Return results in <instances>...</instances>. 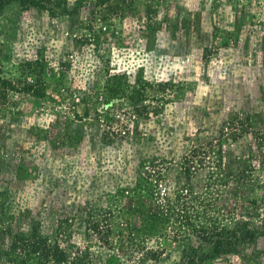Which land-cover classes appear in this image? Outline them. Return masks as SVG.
<instances>
[{
  "label": "rangeland",
  "instance_id": "1",
  "mask_svg": "<svg viewBox=\"0 0 264 264\" xmlns=\"http://www.w3.org/2000/svg\"><path fill=\"white\" fill-rule=\"evenodd\" d=\"M78 1L0 14L5 66L27 54L45 81L0 123V264L31 225L64 252L45 264H178L209 247L179 223L191 211L254 234L202 264H263L264 0ZM236 107L251 115L232 136Z\"/></svg>",
  "mask_w": 264,
  "mask_h": 264
},
{
  "label": "trees",
  "instance_id": "2",
  "mask_svg": "<svg viewBox=\"0 0 264 264\" xmlns=\"http://www.w3.org/2000/svg\"><path fill=\"white\" fill-rule=\"evenodd\" d=\"M84 0H79L77 5L83 3ZM96 1H105V0H96ZM68 0H0V14L8 7L17 6L19 11H25L28 9H38L45 10L50 14L57 12H64L67 9ZM6 49L4 44L0 43V123L7 122L9 124L11 117L9 118V113L13 111L12 106V94L23 95L28 94L32 97H41L45 92V81L43 78V63L39 59H31V57L25 53L23 57L16 56L13 58V66L20 70L18 74L14 72L9 67L5 66V61L7 56L5 54ZM17 70V69H16ZM32 75L33 77H30ZM261 93V92H260ZM263 105V104H261ZM247 107V106H246ZM238 108V107H236ZM15 109V108H14ZM247 108L241 110L237 109L235 115H228L229 113H222L221 116L222 122L220 123L222 127H231L232 136H237L243 132L246 118L250 120L251 113L246 110ZM235 110V109H234ZM230 112H234L231 110ZM230 116V117H229ZM242 116V117H238ZM224 117V118H223ZM232 119V120H230ZM250 124V123H249ZM252 125H249V127ZM238 127H242L238 128ZM70 137V136H69ZM67 139H69L67 137ZM232 141L234 138L231 139ZM222 145V144H221ZM190 153L204 154V151H199L195 147L190 150ZM191 155V154H189ZM223 158H218L220 161ZM187 162L189 158L185 159ZM18 168L15 167L13 170L12 179L17 186L24 185L30 181L27 176L22 175L18 172ZM47 200V199H45ZM196 212L191 211L180 216L184 217L179 223L182 226L190 225L194 236L199 239L209 243L208 251H204L198 246L188 243L182 249V259L178 264H202L211 254L220 255L222 253H238L239 252V243L243 242L246 238H253L254 234H249V229H247L248 223L246 221H236L233 225L229 227L220 226V223L211 219L209 224L204 226L201 223L197 225L192 224V220L196 217ZM196 220V218L194 219ZM38 223V221H36ZM40 230V229H39ZM38 227L31 225L30 227H23L18 231V234L14 236V239L10 245V251H12L13 259L10 260L11 264H25L26 256L30 252H38L39 260L38 264H45L44 259H46L50 254L54 256L56 261H62L64 257L63 250L59 249L58 246H55V250L48 248L46 238L39 235ZM183 239L188 240L187 236H182V233H176ZM259 236L257 239L258 248L260 251L259 257L264 262V233ZM30 237H35L33 242L28 241ZM41 239V241H38ZM42 245V247H40ZM23 250L22 253H16L17 248ZM156 259L153 258L152 261ZM264 264V263H263Z\"/></svg>",
  "mask_w": 264,
  "mask_h": 264
}]
</instances>
